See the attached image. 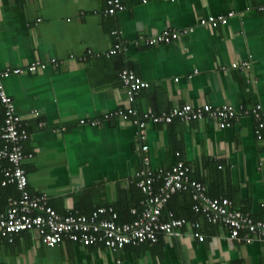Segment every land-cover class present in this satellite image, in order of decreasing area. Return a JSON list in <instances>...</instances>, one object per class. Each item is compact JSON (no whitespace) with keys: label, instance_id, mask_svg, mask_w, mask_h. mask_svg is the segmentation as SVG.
<instances>
[{"label":"crops","instance_id":"1","mask_svg":"<svg viewBox=\"0 0 264 264\" xmlns=\"http://www.w3.org/2000/svg\"><path fill=\"white\" fill-rule=\"evenodd\" d=\"M105 2L0 0V70L46 63L44 70L0 79L28 135L22 143L28 191L44 195L58 214L87 216L110 207L132 220L140 204L134 173L145 145L152 169L181 161L208 196L226 198L232 209L261 219L264 129L256 140L253 118L238 113L225 129L208 119L146 123L140 137L131 120L102 117L125 104L118 73L126 67L147 84L132 105L139 115L184 104L228 105L237 112L259 105L264 114V0H121L124 10L113 15L105 14ZM228 12L233 16L226 25L212 32L196 26L198 18ZM170 28L193 32L169 44L145 46L139 40ZM117 42L126 46L124 54L107 55ZM245 61L249 67L242 70ZM184 203L178 196L168 208L183 212ZM204 222L118 252L67 241L47 248L23 232L11 243L0 242V264L264 262L263 241L236 245L224 227Z\"/></svg>","mask_w":264,"mask_h":264},{"label":"built area","instance_id":"2","mask_svg":"<svg viewBox=\"0 0 264 264\" xmlns=\"http://www.w3.org/2000/svg\"><path fill=\"white\" fill-rule=\"evenodd\" d=\"M105 4L107 15L124 10L121 0H106ZM232 16V12H228L224 15L201 17L197 19L196 26L204 32H212L216 27L226 25ZM192 32L193 28L180 30L170 28L152 37L139 38V40L145 46L169 44ZM125 51L126 46L117 42L106 54L113 56L124 54ZM48 63L51 66L56 65L53 59ZM235 66V64L231 65V67ZM45 67L46 63L33 61L24 67L5 68L0 70V79L11 75L32 74L38 70H44ZM248 67L247 61L241 63L242 70ZM118 79L124 89L125 104L121 108L104 114L102 121L113 118L122 122L131 120L140 137L146 123L169 124L173 119L184 123L208 119L214 121L218 129H225L231 126L239 113L253 118L255 121L253 134L256 140L261 139L264 114L259 105L237 112L228 105L211 108L208 105L192 107L184 104L168 113L156 115L147 112L139 115L132 105L139 91L147 87L146 82L140 80L128 68L120 70ZM0 107L2 110L0 190L12 186L17 193L16 197L7 199L4 209L0 211V242L11 243L14 236L24 232L30 234L35 242L47 248L67 241L82 247L100 245L108 251L118 252L127 246L154 244L160 236H178L179 229L186 225L194 230L198 229L197 222L176 218L171 211L165 210L167 202L182 191L190 194L193 214L201 216L209 225L224 227L229 241L236 245L264 242V215L261 219L252 220L238 210L232 209L231 203L226 198L208 196L204 186L190 178L189 167L181 161L175 162L166 170L152 169L145 145L140 147V167L134 173V186L141 193L142 199L139 209L131 211L134 216L131 221L118 222L117 214L110 207L97 208L87 216L77 213L58 214L46 204L44 195L30 194L27 190V174L22 168L25 158L22 143L28 135L23 129L21 118L15 113L12 100L3 92L1 86ZM79 124L95 127L100 125V121L80 120ZM193 236L198 241L203 239L197 233ZM256 264H264V262Z\"/></svg>","mask_w":264,"mask_h":264},{"label":"trees","instance_id":"3","mask_svg":"<svg viewBox=\"0 0 264 264\" xmlns=\"http://www.w3.org/2000/svg\"><path fill=\"white\" fill-rule=\"evenodd\" d=\"M127 68V67H126ZM128 69H130V68H128ZM1 108V107H0ZM1 122H2V110H0V124H1ZM190 178L192 179V180H195V181H197V182H200L199 180H197L195 177H193L192 175H190ZM201 183V182H200ZM202 185H203V183H201ZM28 190V189H27ZM137 190V189H136ZM29 192V191H28ZM30 193V192H29ZM31 194V193H30ZM137 194H138V200L139 201H141V199H142V196H141V193L137 190ZM215 194H212L211 196H213V197H215L214 196ZM17 196V193L15 192V190H14V188L12 187V186H9V187H6V188H3V189H1L0 190V211H2L3 209H4V207H5V205H6V202H7V199L8 198H14V197H16ZM178 196H183V197H185V203H184V207H183V212H178V211H175V210H173V209H169L168 208V203H169V201H171V200H174V199H176ZM168 202H167V204H166V206H165V210H168V211H172L173 213V215H174V217H176V218H183V219H185V220H187V221H190V222H199V220L200 221H204L203 220V218L201 217V216H199V215H196V214H193V212L191 211V206H192V204H193V202L191 201V199H190V194H189V192H187V191H182V192H179V193H177V194H175L170 200H169ZM46 204H47V201H46ZM138 209H139V207H138ZM137 209V210H138ZM136 210V211H137ZM118 216H117V220H118V222H129V221H131V220H127L126 218H124V216H122V215H119V214H117ZM202 219V220H201ZM205 223V222H204Z\"/></svg>","mask_w":264,"mask_h":264}]
</instances>
